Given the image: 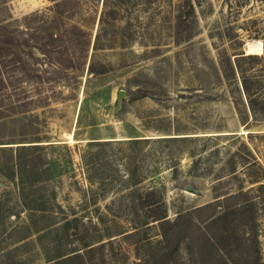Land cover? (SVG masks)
<instances>
[{
	"label": "rangeland",
	"instance_id": "1",
	"mask_svg": "<svg viewBox=\"0 0 264 264\" xmlns=\"http://www.w3.org/2000/svg\"><path fill=\"white\" fill-rule=\"evenodd\" d=\"M263 183L264 0H0V264H264Z\"/></svg>",
	"mask_w": 264,
	"mask_h": 264
},
{
	"label": "trees",
	"instance_id": "2",
	"mask_svg": "<svg viewBox=\"0 0 264 264\" xmlns=\"http://www.w3.org/2000/svg\"><path fill=\"white\" fill-rule=\"evenodd\" d=\"M244 91H245V93L247 95V98H248V100L250 102V106L253 108V103H252L253 100L251 98L250 90H249V88H248V86L246 84L244 85ZM134 140H138V139H134ZM261 187L264 188V183L261 184ZM247 206L248 205H245L243 207L234 208V209L230 210L227 214H231V212H241V210H243ZM209 238H210L211 241L216 242V244L218 245V250H220V251L223 250V248L221 246V242L218 240V238H217V236H215V234L214 235H210ZM256 264H258L257 260H256Z\"/></svg>",
	"mask_w": 264,
	"mask_h": 264
},
{
	"label": "water",
	"instance_id": "3",
	"mask_svg": "<svg viewBox=\"0 0 264 264\" xmlns=\"http://www.w3.org/2000/svg\"><path fill=\"white\" fill-rule=\"evenodd\" d=\"M125 97H126V91H125V90H121V91L119 92V95H118V102H117V107H116L117 111L120 110L121 105H122V101H123V99H124ZM132 139H133V138H132ZM188 189H189V190H192V187L189 186Z\"/></svg>",
	"mask_w": 264,
	"mask_h": 264
}]
</instances>
